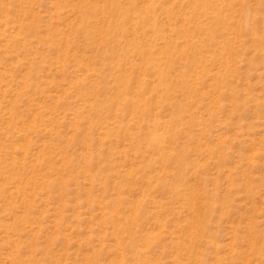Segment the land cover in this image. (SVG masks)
<instances>
[{
  "label": "rangeland",
  "instance_id": "obj_1",
  "mask_svg": "<svg viewBox=\"0 0 264 264\" xmlns=\"http://www.w3.org/2000/svg\"><path fill=\"white\" fill-rule=\"evenodd\" d=\"M0 264H264V0H0Z\"/></svg>",
  "mask_w": 264,
  "mask_h": 264
}]
</instances>
